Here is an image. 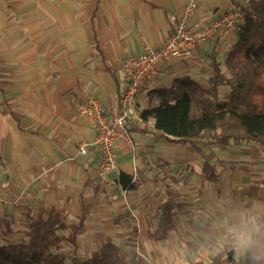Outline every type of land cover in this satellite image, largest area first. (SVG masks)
<instances>
[{
  "label": "crops",
  "instance_id": "1",
  "mask_svg": "<svg viewBox=\"0 0 264 264\" xmlns=\"http://www.w3.org/2000/svg\"><path fill=\"white\" fill-rule=\"evenodd\" d=\"M28 2L0 0V49L11 44L28 48L36 44L42 48V59L50 64L35 73L36 77L30 71L0 72V157L5 164V168L0 167V195L6 199L20 196L23 212L37 219L59 213L69 226L78 223L82 204H89L86 226L77 240L80 258L90 259L105 243L115 244L128 256L137 236L143 252L158 261L161 252L149 249L144 219L134 218L129 208L140 202L138 186L125 190L119 183L122 173L137 177L133 147L123 136L117 144V170L98 178V150L90 146L85 159L78 155L81 146L93 142L97 135L94 120L81 114L79 106L97 98L111 119L128 86L124 59L162 46L188 0H42L44 12L32 20ZM9 5L19 7L24 14L20 20L13 19ZM233 7L231 0H201L195 23L208 24ZM237 41L236 32L222 29L204 47L162 67L141 89L135 108L143 111L156 106L158 101L149 93L169 88L183 77L207 85L214 75L209 54L217 53L222 62ZM6 53H0V58L8 59ZM149 123L131 126L128 137L163 138L158 132L136 131L145 127L153 130ZM197 154L203 174L205 158ZM207 160L210 162L208 155ZM10 207L0 206V221L10 216L15 232L3 239L0 228V244H15L25 238V233L14 227L20 218L5 212ZM172 218L171 223H163L161 215L162 238ZM141 257L148 260L144 254Z\"/></svg>",
  "mask_w": 264,
  "mask_h": 264
},
{
  "label": "trees",
  "instance_id": "2",
  "mask_svg": "<svg viewBox=\"0 0 264 264\" xmlns=\"http://www.w3.org/2000/svg\"><path fill=\"white\" fill-rule=\"evenodd\" d=\"M231 2L242 12L244 21L237 32L238 41L226 57L229 73L223 71L217 53L209 54L214 75L208 85L183 77L169 88L150 92L151 99L158 104L143 110L140 117L145 123L154 122V128H136L142 133L158 132L181 146L194 147L205 158L203 175L209 182H218L221 176L207 160L206 148L235 141L259 145L264 153V0ZM222 88L229 89L224 100ZM0 167L5 168L1 157ZM119 183L125 190L135 188L134 177L127 173L120 175ZM89 213L90 205L83 203L78 223L69 226L59 213L37 219L29 212L26 240L0 244V264H151L139 255L128 258L113 243L102 245L88 260L78 257L77 240ZM171 218V205L167 204L162 221L169 224ZM12 226L10 216L0 221L3 239L15 232ZM63 245L73 246V253L61 252ZM231 251L224 250L211 264H244ZM245 260L252 264L250 257Z\"/></svg>",
  "mask_w": 264,
  "mask_h": 264
},
{
  "label": "rangeland",
  "instance_id": "3",
  "mask_svg": "<svg viewBox=\"0 0 264 264\" xmlns=\"http://www.w3.org/2000/svg\"><path fill=\"white\" fill-rule=\"evenodd\" d=\"M30 4V11H27L32 20L44 12L45 4L42 0H29ZM8 8L14 14L13 19L20 20L23 13L19 7L9 5ZM2 52H7L10 57L0 58V72L30 71L36 77L35 73L48 68L50 64L42 59V48L36 44L29 48L20 44L6 45L0 49ZM45 52L48 53V50ZM225 61L226 58L221 62L222 68L228 74ZM125 78L128 83L127 76ZM228 92L227 88L221 89L222 100ZM141 113L137 109L128 122L127 130L136 124H145L141 120ZM149 126L153 128L154 123L150 122ZM128 136L125 135V139L133 147V159L138 170L137 177H134L139 189L136 196L140 199L139 203L131 204L129 208L134 218L138 215L144 219L148 227V247L160 251L161 257L156 261L153 255L145 254L139 247L137 236L127 257L144 254L153 264H211L217 255L231 249L223 239L226 234L224 219L229 211L237 205L250 208L256 206L258 201H264V153L260 146L231 141L206 148L205 153L221 176L218 182L210 183L202 174L201 162L197 161L199 157L192 146L177 145L156 136L136 140ZM197 143L202 145L201 141ZM167 202L172 206L173 222L168 225L166 237L162 238L159 223ZM24 210L21 205L5 209V212L20 218L18 224H14L17 232L27 230L28 220ZM238 222L239 217L232 219V223ZM25 240L21 237L18 242ZM73 249V246L63 245L61 252L71 255ZM236 258L239 256L236 255Z\"/></svg>",
  "mask_w": 264,
  "mask_h": 264
},
{
  "label": "built area",
  "instance_id": "4",
  "mask_svg": "<svg viewBox=\"0 0 264 264\" xmlns=\"http://www.w3.org/2000/svg\"><path fill=\"white\" fill-rule=\"evenodd\" d=\"M200 1L188 0L177 18L174 31L162 46L148 48L143 53L129 56L123 61L128 86L122 94L119 110L111 119L105 115L104 108L97 98H90L79 106L81 114L94 120L97 135L93 142L81 146L78 155L85 159L90 146L98 150L100 158L95 172L98 178H105L117 170L118 141L128 135L127 126L135 114L136 98L147 82L158 75L162 67L188 57L214 40L220 30L228 29L236 33L240 30L244 15L236 7L208 24L195 23ZM20 198L15 196L6 199L0 195V206H19Z\"/></svg>",
  "mask_w": 264,
  "mask_h": 264
},
{
  "label": "clouds",
  "instance_id": "5",
  "mask_svg": "<svg viewBox=\"0 0 264 264\" xmlns=\"http://www.w3.org/2000/svg\"><path fill=\"white\" fill-rule=\"evenodd\" d=\"M239 217L238 223H232ZM226 234L224 241L230 244L231 252L247 264L250 257L252 264H264V201H258L254 207H233L224 219Z\"/></svg>",
  "mask_w": 264,
  "mask_h": 264
}]
</instances>
